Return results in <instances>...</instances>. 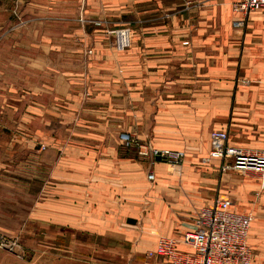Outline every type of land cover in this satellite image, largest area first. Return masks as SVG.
<instances>
[{
	"label": "crops",
	"instance_id": "obj_1",
	"mask_svg": "<svg viewBox=\"0 0 264 264\" xmlns=\"http://www.w3.org/2000/svg\"><path fill=\"white\" fill-rule=\"evenodd\" d=\"M238 2L29 0L22 23L0 19V70L19 71L18 81L0 77L1 134L9 139L0 197L10 199L0 206V230L16 232L25 222L66 247L50 264L70 263L76 234L87 237L83 246L101 240L104 259L170 264L146 256L158 238L180 239L197 209L223 198L231 212L255 217L247 244L251 264H264L259 181L221 173L219 160L202 162L215 131L227 133L233 147L264 150V9L236 29ZM126 24L131 47L119 53L106 32ZM85 48L84 81L74 72L65 81H27L28 69L73 70ZM123 133L182 151L184 160L174 167L141 160L123 147ZM12 198L32 204L20 209Z\"/></svg>",
	"mask_w": 264,
	"mask_h": 264
},
{
	"label": "built area",
	"instance_id": "obj_2",
	"mask_svg": "<svg viewBox=\"0 0 264 264\" xmlns=\"http://www.w3.org/2000/svg\"><path fill=\"white\" fill-rule=\"evenodd\" d=\"M13 1L15 6H21L24 0ZM261 9H264V0H239L233 4L232 11L241 15L243 20L233 22V27L244 29V19ZM103 24L94 22L96 27ZM106 33L112 37V47L117 52H125L131 47L130 28H118ZM119 139L123 147L134 149L141 160H149L151 163L162 161L171 167L181 165L184 160L182 151L155 149L124 133L119 135ZM210 144L207 157L202 159L203 163L219 160L221 173L234 172L242 177L257 178L259 191L256 196L264 194V150L233 147L228 143L227 133L219 131L210 134ZM41 150H45V147L42 146ZM147 180L153 183V173L147 175ZM231 205L228 199L217 198L211 205L196 210L191 230L180 239L158 238L155 250L149 251L147 258L162 257L170 264H251L253 255L247 237L254 216L250 213L243 215L231 212ZM180 244L189 248L190 252L178 251ZM18 249L17 237L0 233V250L17 254Z\"/></svg>",
	"mask_w": 264,
	"mask_h": 264
},
{
	"label": "rangeland",
	"instance_id": "obj_3",
	"mask_svg": "<svg viewBox=\"0 0 264 264\" xmlns=\"http://www.w3.org/2000/svg\"><path fill=\"white\" fill-rule=\"evenodd\" d=\"M29 0H24L21 6H15V2L13 0H0V19H3L4 17H7L6 19L12 20L15 24H20L21 22V14H22V8L23 11L26 10L27 4ZM19 19L17 18V16ZM93 21L91 24L93 26ZM124 27L130 28V25L126 24L123 25ZM96 27V26H95ZM99 27V26H98ZM101 28V27H100ZM123 28V27H120ZM11 30V29H10ZM9 31V30H7ZM107 39L110 41L111 45L113 43L112 37H107ZM93 47V46H92ZM84 52L86 55L83 56L85 59L81 60L80 63L76 65V67L73 70H67V69H28L26 71L27 73V81H55V76L58 78V81H65L63 79V76H66L65 74L67 72H71L76 75H81L80 79L84 81V78L86 76V73H88V65L84 62L87 61L86 56L88 55L90 51L88 48H85ZM49 59H61L59 58V55H47ZM62 57V56H61ZM18 72L17 70H7L2 71L0 70V77L7 76L10 81H18ZM3 73L5 75H3ZM0 81L2 79L0 78ZM32 82H30V85L27 86V89H31L34 87ZM29 92V91H28ZM4 103L0 100V158L5 153L6 148H8L7 143L9 142V139H6V135H2V127L6 125L5 120L2 119V112L4 111ZM11 106L15 105L14 102L11 100L9 102ZM14 125L13 123H10V126ZM5 139H3V137ZM210 143V140H209ZM211 145V144H210ZM43 145H38V151L42 152L44 150H41V147ZM125 148V147H124ZM126 149V148H125ZM167 165V164H166ZM240 176V175H239ZM14 201H17L19 203L20 209H22V206H26L29 208L32 204V201L30 198L22 199V198H12ZM9 198L0 197V206L8 207L9 205ZM198 210V209H197ZM28 211V209H27ZM20 216H23L21 214ZM255 218V217H254ZM30 226L28 224H25V222L20 226V228L15 232L10 231H4L0 230V233H5L8 235H12L18 238L19 242V249L17 251V254H10L3 250H0V264H50L51 260L50 257L52 254L59 251L61 248L66 247H58L56 245H52L50 242V239H45V236L43 234H40L41 231H36L29 228ZM189 230H191V225L189 226ZM76 242L74 253L72 254V258L69 259V264H131L130 262L124 261V262H117L114 259L108 260L102 258V241L98 240L95 237H91L90 240V246H83L82 241H86L87 237L83 236L81 234H76ZM80 242V243H79ZM86 243V242H85ZM103 248H109V245H104ZM60 252V251H59ZM52 257H57V255H53Z\"/></svg>",
	"mask_w": 264,
	"mask_h": 264
}]
</instances>
